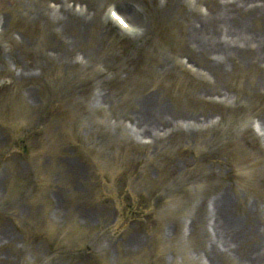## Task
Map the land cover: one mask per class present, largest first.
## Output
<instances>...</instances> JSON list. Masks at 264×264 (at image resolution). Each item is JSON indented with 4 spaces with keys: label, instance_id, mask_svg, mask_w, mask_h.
<instances>
[{
    "label": "rangeland",
    "instance_id": "rangeland-1",
    "mask_svg": "<svg viewBox=\"0 0 264 264\" xmlns=\"http://www.w3.org/2000/svg\"><path fill=\"white\" fill-rule=\"evenodd\" d=\"M58 1L39 17L0 0V264H264V62L204 70L175 3L165 17L140 1L145 23L126 17L124 37L107 24L112 45L108 10L135 0H86L79 31L55 21ZM135 116L158 135L141 138ZM127 201L151 213L119 228Z\"/></svg>",
    "mask_w": 264,
    "mask_h": 264
},
{
    "label": "bare ground",
    "instance_id": "bare-ground-1",
    "mask_svg": "<svg viewBox=\"0 0 264 264\" xmlns=\"http://www.w3.org/2000/svg\"><path fill=\"white\" fill-rule=\"evenodd\" d=\"M20 2L29 15L35 13L39 17L47 16L48 13L51 15V8H47V0H20ZM71 2L80 5L79 11L71 7ZM57 3L52 9L53 18L59 23L70 24L72 27L66 24L64 26L74 31H79L80 25L88 21L91 12L96 15L95 6H91L86 0H59ZM174 3L187 9L189 16L186 17L189 23L187 31L191 33L190 46L187 49L190 51L191 59L204 70L216 74L217 69L226 65L229 60L250 56L264 62V0H157L152 10L158 14L163 12L166 17ZM127 4L123 2V15L130 17L134 23L144 24L145 21L139 11ZM75 14L84 15L80 17ZM6 23L8 20H5ZM5 24L2 25L5 26L4 30L7 27ZM83 35L84 33L79 34V36ZM243 48L250 49L253 53L249 54L241 50ZM164 70L165 73L172 72V68L162 67V71ZM102 97L103 100L106 99L105 96ZM164 119L165 117L162 118ZM131 125L144 137L146 135L156 137L158 130L161 129V126L151 124L138 116L133 119ZM175 125H178V120L170 121L167 128L172 130ZM217 199L213 213L220 219L224 217L222 211L227 199L223 194ZM222 226L223 224L219 225L221 229Z\"/></svg>",
    "mask_w": 264,
    "mask_h": 264
}]
</instances>
